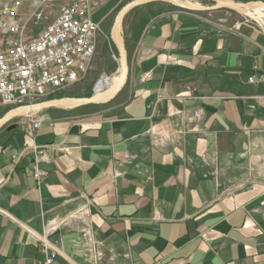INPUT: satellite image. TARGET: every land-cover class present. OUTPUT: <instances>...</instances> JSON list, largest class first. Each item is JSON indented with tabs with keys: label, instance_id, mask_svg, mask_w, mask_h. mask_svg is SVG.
Returning a JSON list of instances; mask_svg holds the SVG:
<instances>
[{
	"label": "crops",
	"instance_id": "obj_1",
	"mask_svg": "<svg viewBox=\"0 0 264 264\" xmlns=\"http://www.w3.org/2000/svg\"><path fill=\"white\" fill-rule=\"evenodd\" d=\"M221 13L131 9L115 97L0 127V264H39L54 221V264H264V27Z\"/></svg>",
	"mask_w": 264,
	"mask_h": 264
},
{
	"label": "built area",
	"instance_id": "obj_2",
	"mask_svg": "<svg viewBox=\"0 0 264 264\" xmlns=\"http://www.w3.org/2000/svg\"><path fill=\"white\" fill-rule=\"evenodd\" d=\"M105 0H42L28 14L24 1L14 0L1 10L0 18V107L19 108L42 102L89 73L102 32L92 18L93 7ZM53 14H52V13ZM38 29L37 33L33 30ZM250 82L255 77H250ZM27 119V128L37 131L43 117L37 111L18 114ZM45 172L36 168L40 181ZM61 223L44 226L35 234L43 259L54 264L61 254L56 237Z\"/></svg>",
	"mask_w": 264,
	"mask_h": 264
},
{
	"label": "rangeland",
	"instance_id": "obj_3",
	"mask_svg": "<svg viewBox=\"0 0 264 264\" xmlns=\"http://www.w3.org/2000/svg\"><path fill=\"white\" fill-rule=\"evenodd\" d=\"M107 1L108 0H105L104 3H106ZM131 1L133 0H129V2ZM191 1L192 2L194 1V3H197L201 6H212L215 4L214 0H191ZM235 1L242 2V3L258 2V1L264 2V0H235ZM102 5L103 4L94 6L93 12L95 9L99 8ZM121 8L122 7H119L116 11L112 13L106 25L99 23L101 26L102 32L98 34L96 52H95V55L92 61V67L89 73L86 75V77L76 83L67 85L66 87L56 92L52 97L46 100L60 99V98H85V97H91L94 91H96V94L106 91V88H104L103 91H98L96 89V85L103 75L107 74L111 76L113 73H115L119 65L120 53L117 48V45L114 42L112 34H113L114 26L116 24V17L118 13L120 12ZM221 10H222L221 14L225 16L233 17V18L248 19V20L254 21V23H258L257 21L253 20L247 15L239 13L237 10H234L231 8H223ZM209 12L206 11V13H209ZM125 17L126 15L124 16V19H123V27H122L121 35L123 38V46L126 51L124 37H123ZM126 57H127V51H126ZM127 61H128V58H127ZM104 103L106 102H101L98 104H104ZM83 105H89V104H80L78 106H75L73 109H80V107H82ZM1 107H5V106H1ZM5 108H10V107H5ZM12 110H14V108H12L11 111Z\"/></svg>",
	"mask_w": 264,
	"mask_h": 264
},
{
	"label": "water",
	"instance_id": "obj_4",
	"mask_svg": "<svg viewBox=\"0 0 264 264\" xmlns=\"http://www.w3.org/2000/svg\"><path fill=\"white\" fill-rule=\"evenodd\" d=\"M154 1L167 2V3H170L172 5L177 6L179 8L191 10V11H215V10H220L223 8H231V9L236 10V8H241V9L248 8L252 4L264 5V2H260V1L242 3V2H237L235 0H214L215 4L212 6L186 5V4L179 3L176 1H171V0H133V1L129 2L128 4H126L118 13V15L116 17V24L114 26V29H115L116 25L118 24V21H119L121 16L124 17L131 9H133L137 6H140V5H143L145 3H149V2H154ZM117 48L119 50L121 60L123 61V69H122V72L118 76L119 85L116 89H114V90L107 89V91H105L103 94H98V95L96 94V91H94V93L92 94L91 97L51 99V100H45V101L36 103L34 105H30V106H22V107H19V108H16V109L10 111L4 117H2L0 119V127L5 122H7L10 118H12L18 114L27 113L30 111H40V110L49 109L52 107L67 108V106H69V104H70V101H76L79 103L78 105H80V104H98L101 102H107V101L111 100L113 97H115L119 93V91L125 85L126 80H127V76H128V69H129L128 68V61H127V57H126V51H125L124 46H123V48L117 46ZM124 54H125V58H124ZM78 105H76V106H78ZM73 107H75V106H73Z\"/></svg>",
	"mask_w": 264,
	"mask_h": 264
},
{
	"label": "bare ground",
	"instance_id": "obj_5",
	"mask_svg": "<svg viewBox=\"0 0 264 264\" xmlns=\"http://www.w3.org/2000/svg\"><path fill=\"white\" fill-rule=\"evenodd\" d=\"M171 1H176L179 3H183L186 5H196V6H201L197 3L192 2L191 0H171ZM236 10L244 15H247L248 17L252 18L253 20L257 21L262 27H264V5L262 4H252L248 8L241 9V8H236ZM123 19L124 17H120L118 24L116 25L114 31H113V39L114 42L117 46L123 48V38L121 35L122 32V27H123ZM125 58V54H124ZM123 69V61L121 60V57L119 58V65L115 73H113L111 76L105 74L102 76V78L99 80V82L96 85V89L98 91H103L104 88L114 90L118 87L119 81H118V76L122 72ZM104 92H101L99 94H103ZM98 95V94H97ZM79 103L76 101H70V104L68 107H73L78 105Z\"/></svg>",
	"mask_w": 264,
	"mask_h": 264
}]
</instances>
